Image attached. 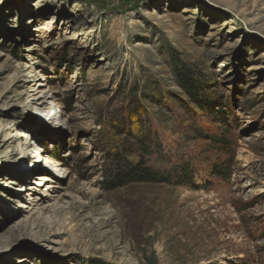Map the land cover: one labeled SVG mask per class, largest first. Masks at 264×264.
<instances>
[{
    "label": "rangeland",
    "instance_id": "374dc122",
    "mask_svg": "<svg viewBox=\"0 0 264 264\" xmlns=\"http://www.w3.org/2000/svg\"><path fill=\"white\" fill-rule=\"evenodd\" d=\"M0 264H264V0H0Z\"/></svg>",
    "mask_w": 264,
    "mask_h": 264
},
{
    "label": "trees",
    "instance_id": "16d2710c",
    "mask_svg": "<svg viewBox=\"0 0 264 264\" xmlns=\"http://www.w3.org/2000/svg\"><path fill=\"white\" fill-rule=\"evenodd\" d=\"M175 69L177 76L182 85L193 100H198V88L199 83L195 77L194 71L183 66L182 63H175ZM119 153L112 155V161L110 166L106 168V175L109 177V187H120L129 184L138 183H150V184H168L175 177V174H179L184 177V181L180 184H191L190 171L188 169V163L176 165L172 168L173 174L166 177L149 167L144 166L141 162L131 164L124 159H120Z\"/></svg>",
    "mask_w": 264,
    "mask_h": 264
}]
</instances>
